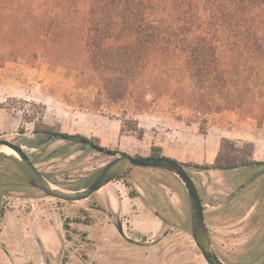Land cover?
<instances>
[{
	"label": "rangeland",
	"instance_id": "1",
	"mask_svg": "<svg viewBox=\"0 0 264 264\" xmlns=\"http://www.w3.org/2000/svg\"><path fill=\"white\" fill-rule=\"evenodd\" d=\"M81 84L73 68L49 63L44 58L31 62L19 59L0 68V139L25 145L37 167L67 188L88 184L112 159L97 152L75 153L62 143L40 150L32 148V143L45 137L33 134L35 123L25 122V110L27 114H39L41 122L53 127L54 132L82 136L132 156H150L163 136L169 139L175 152L187 153L190 145L196 144L203 155L204 138L212 131L211 147L218 140L221 143L223 136L240 135L245 139L231 137V140L253 143L255 160L264 162V121L259 123L242 119L236 112H223L220 116L210 115L206 124L189 125V112L184 108L173 109L168 96L160 99L150 115L139 116L133 113L130 104L123 103L124 92L108 98L93 86ZM34 105L45 106L44 113ZM128 120L138 122L143 130L142 139L123 129ZM187 126L194 131L188 132ZM194 132L201 137H195ZM58 148L62 149L53 156L52 152ZM7 156V153L0 156V264H206L193 240L190 205L178 183L172 185L176 194L170 193L166 207H158L167 218L162 228L154 217L148 220L140 216L141 206L133 202L125 204V194L136 195L129 188V177L89 200L67 203L33 189L21 164ZM205 157L200 159L202 165H207ZM259 171V167L236 172L191 171L199 184H205L203 201L208 229L216 251L223 258L244 259L248 249L245 247L246 254L239 255L231 251L234 246L222 244L221 239L233 229L223 228L219 217L247 215L251 209L241 211L238 206L229 210L227 205L218 204L217 178H230L237 188L241 183H249ZM140 183L149 199L160 195L159 192L154 195L147 181L140 179ZM149 207L153 204L149 203ZM121 223L126 237L118 230ZM263 252L264 238L258 247L254 244L250 247L247 256L256 258Z\"/></svg>",
	"mask_w": 264,
	"mask_h": 264
},
{
	"label": "trees",
	"instance_id": "2",
	"mask_svg": "<svg viewBox=\"0 0 264 264\" xmlns=\"http://www.w3.org/2000/svg\"><path fill=\"white\" fill-rule=\"evenodd\" d=\"M41 58L102 96L124 92L135 115L168 96L189 125L223 112L264 121V0H0V68ZM26 111L34 134L54 133ZM123 129L143 138L137 121ZM254 156L253 143L224 138L212 164L192 167L236 170L261 164Z\"/></svg>",
	"mask_w": 264,
	"mask_h": 264
},
{
	"label": "flooded vegetation",
	"instance_id": "3",
	"mask_svg": "<svg viewBox=\"0 0 264 264\" xmlns=\"http://www.w3.org/2000/svg\"><path fill=\"white\" fill-rule=\"evenodd\" d=\"M33 134H34V132H33ZM34 135H40V136L45 137L44 139L40 140L39 143H32L31 144V147L36 149V150L37 149L40 150V148H48L49 146H52L55 143H62V144H65L63 146L70 148V150L72 149V152H75V153H77V152L101 153L100 151H98L92 147H91L92 149H88V145L82 143V141H88L93 146L108 149V148H105V147H102V146L96 144L92 140H89L87 138H84L82 136H77V135L62 134L60 132H54V133L47 134V135H45V134H34ZM0 140H7V139H0ZM18 145L25 148V145H22V144H18ZM60 149H62V148H58L57 150H54L52 152V155L55 156V155L59 154ZM108 150H110V149H108ZM110 151H113V150H110ZM25 152L27 153L26 149H25ZM113 152H120V151H113ZM121 153H123V152H121ZM101 154H103V153H101ZM1 155H6V153H2V154H0V156ZM27 155L31 159V157L28 153H27ZM104 155H106V154H104ZM106 156H108L112 160L102 169L101 173L94 180L90 181L88 184L83 185L81 187L74 188V189L67 188V187L63 186L62 184L58 183L57 181L53 180L50 176H47L46 174H44L37 167L36 163L32 159L31 160L33 161V163L37 167V169L40 171V173L42 175H44L52 183H54L60 187H63L65 189H68V190H81V189L89 186L90 184H92L94 181H96L99 178V176L103 173L104 169L110 163H112L114 161V157L109 156V155H106ZM150 156H154V155L151 154ZM150 156H144V157H150ZM161 156L165 157L163 154ZM161 156H159V157H161ZM7 157L11 158V159H15L16 161H18L21 164V162L19 161V159L16 156L8 155ZM133 157H142V156H133ZM169 159H171V158H169ZM172 160H174V159H172ZM175 161H177V160H175ZM177 162H179V161H177ZM179 163H181L184 166V168L188 172V174L191 173L190 177L193 179V181L197 187V190H198L199 196H200V200H201L202 206H203V215H204V219H205L206 230H207L209 240L212 244L213 250L216 253V255L222 261H224L227 264H254V263L258 262L260 259H262L264 257V252L259 257H256V258L255 257L249 258L247 256V254L249 253L250 247L253 244L258 247L264 238V162H260L261 164L252 166V167H259L260 168L259 174H257V176L255 178H253V177L250 178L249 183L248 182L241 183V185L238 186L237 188L233 187V185L231 183L232 180L230 178L225 179V178H222L219 176L217 178V181H216L217 186H218L217 192H216L217 193L216 198L218 200L217 201L218 204L227 205L229 210L236 209V207H238V206L241 207V211L242 210L244 211L248 207L251 209L250 210L251 212L247 215H243V214L225 215V216L221 215L219 217L223 228L233 229V230L229 231L230 233L228 235H225L224 240L221 239L222 244H224L225 246H234V248H232L231 251L233 253L239 254V255H245L246 254V248L248 249V253L246 254L244 259H236L234 261L221 257L213 245V242H212V239H211V236L209 233V229H208V224H207L206 205L203 201V198H204L203 189H205V184H204V182L199 184L191 172V171H194V172H198V171L199 172H207V171H200V170H197L194 167H192L194 165H199V164L182 163V162H179ZM21 166L23 167L22 164H21ZM142 168L147 169V170H141ZM246 168H249V167L240 168V169H236V170H230L227 172H236L238 170L246 169ZM23 169H24V167H23ZM24 171L26 172L25 169H24ZM139 172L146 173V174L144 176H140L137 174ZM210 172H219V171H209L207 173H210ZM26 174L28 175L27 172H26ZM28 177H29V175H28ZM126 177H129V178H127V180H128V182L131 183V187H129V188H131V190L136 195L132 196L130 193H127L124 196H129V198H131L132 200H135V201H133V203L141 206L142 209H141V211H139L140 216L146 217L145 219H148V220H153V217H154L156 223H161L162 228L164 227L165 223L167 222V218L164 215H162V213H160V211H158V207H161L162 209H164L166 207V204H168V202H169V198L171 197L170 193L176 194V191H174V189H172V185L175 186L174 182L178 183L184 189L186 196H187V200H188L189 205H190V200H189V196H188V193L186 191V188L176 176H174L173 174H171L167 171L161 170V169L145 168V167H136V168H133V169L127 171L121 177L114 180L113 182H111L109 185H107L106 187H104L100 191L96 192L90 198H92L93 196L95 197L97 194L101 193V191H103L104 189H106L110 185L114 184L115 182H117L119 180H123ZM140 179H143L149 183V186H150L151 190L153 191L154 195L156 192H159L160 195L156 196L154 200L149 199L146 188H144L142 186V184L139 182ZM29 181H30V185L33 189L38 190L41 193H43L41 190L34 188L32 186V182H31L30 177H29ZM262 181H263V183H262ZM44 195L47 196L46 194H44ZM124 196H123V198H124ZM47 197H49V196H47ZM49 198H51V197H49ZM90 198H88L86 200H89ZM52 199H55V198H52ZM56 200H59V199H56ZM86 200H83V201H86ZM59 201H63V200H59ZM63 202H66V201H63ZM78 202H81V201H78ZM124 202H125V199H124ZM67 203H77V202H67ZM126 203H129V202H125V204ZM149 203H152L153 207H149ZM190 213H191V205H190ZM123 226H124L123 223L119 224L118 230H119L122 237H126ZM191 227H192V215H191ZM192 237H193V228H192ZM193 240H194V238H193ZM194 242H195V240H194ZM42 243L44 244L43 240H42ZM236 247H239V248H236ZM199 251H200V249H199ZM200 253H201V251H200ZM201 255L204 258L202 253H201ZM204 260H205V258H204ZM205 262H206V264H208L206 260H205Z\"/></svg>",
	"mask_w": 264,
	"mask_h": 264
},
{
	"label": "water",
	"instance_id": "4",
	"mask_svg": "<svg viewBox=\"0 0 264 264\" xmlns=\"http://www.w3.org/2000/svg\"><path fill=\"white\" fill-rule=\"evenodd\" d=\"M82 143L88 145V149L95 148L103 154L114 157V161L104 169L103 173L96 181L81 190H68L52 183L40 173L25 152V148L14 142L0 140V154L5 153L6 150H13L31 178L32 186L34 188L41 190L51 198L66 202L86 200L114 180L121 177L127 171L136 167L155 168L167 171L176 176L186 188L191 205L193 238L205 260L208 264H227L222 261L213 250L206 230L203 206L199 192L193 179L181 163L162 156L133 157L126 153L113 152L108 149L93 146L88 141H82ZM254 264H264V257Z\"/></svg>",
	"mask_w": 264,
	"mask_h": 264
},
{
	"label": "crops",
	"instance_id": "5",
	"mask_svg": "<svg viewBox=\"0 0 264 264\" xmlns=\"http://www.w3.org/2000/svg\"><path fill=\"white\" fill-rule=\"evenodd\" d=\"M218 116L220 115H224V114H217ZM194 128H191L189 126H187V131L189 132H193L194 130H192ZM187 132V133H188ZM195 133V132H194ZM195 137H201L198 136L197 133L194 134ZM212 136V131H210L207 139L204 138V154L201 155L200 154V150H199V146L196 144H192V147L190 145V150L189 152L185 153V152H175L174 150L171 149V145L169 143V139L166 136H163L160 138V140L158 141V144L156 147H159L162 149L163 155L167 158H171L174 160H177L179 162L182 163H194V164H199L202 165L203 163L201 162V157H205V160L207 159V164H212L214 162V160L216 159L218 152L220 150V141L218 140L217 144L215 147H211L209 142L211 141L209 138ZM224 138L227 139H237V140H242L245 139L243 136L240 135H235V136H223ZM199 150V151H198ZM177 153V154H175ZM178 155V156H177ZM140 176H144L146 173H137ZM140 182V181H139ZM125 202H133L135 200H132L131 198H129V196H124Z\"/></svg>",
	"mask_w": 264,
	"mask_h": 264
},
{
	"label": "bare ground",
	"instance_id": "6",
	"mask_svg": "<svg viewBox=\"0 0 264 264\" xmlns=\"http://www.w3.org/2000/svg\"><path fill=\"white\" fill-rule=\"evenodd\" d=\"M10 156H16V153L13 150H6V152Z\"/></svg>",
	"mask_w": 264,
	"mask_h": 264
}]
</instances>
